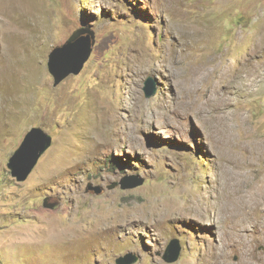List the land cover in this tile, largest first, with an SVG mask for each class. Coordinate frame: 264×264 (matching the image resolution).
I'll return each mask as SVG.
<instances>
[{
  "label": "rangeland",
  "instance_id": "rangeland-1",
  "mask_svg": "<svg viewBox=\"0 0 264 264\" xmlns=\"http://www.w3.org/2000/svg\"><path fill=\"white\" fill-rule=\"evenodd\" d=\"M79 29L91 57L55 86L49 55ZM33 128L53 143L17 182ZM262 205L264 0H0V264H203Z\"/></svg>",
  "mask_w": 264,
  "mask_h": 264
},
{
  "label": "water",
  "instance_id": "water-1",
  "mask_svg": "<svg viewBox=\"0 0 264 264\" xmlns=\"http://www.w3.org/2000/svg\"><path fill=\"white\" fill-rule=\"evenodd\" d=\"M87 32L84 29L77 30L64 44L51 51L48 58V69L54 78L55 86L61 84L71 75H79L91 57L93 46L91 37H83ZM89 33L92 37L94 36V33ZM148 82L151 86L147 87L146 95L147 98H151L156 95L157 90L151 78ZM52 143V137L42 128H33L26 133L20 146L9 159L7 167L11 176L17 182L26 181ZM143 183V180L134 183L123 180L121 187L123 190H131L143 185ZM96 193H101V189L97 188ZM49 207L53 208V205ZM181 250L180 241L173 239L168 246L166 261L175 263L180 257ZM137 261V257L129 254L120 257L117 264H135Z\"/></svg>",
  "mask_w": 264,
  "mask_h": 264
},
{
  "label": "bare ground",
  "instance_id": "bare-ground-1",
  "mask_svg": "<svg viewBox=\"0 0 264 264\" xmlns=\"http://www.w3.org/2000/svg\"><path fill=\"white\" fill-rule=\"evenodd\" d=\"M11 50H12V48L9 47V44H4L2 46V48H1V55L3 56V58L5 59V57L8 58V56H9V58H8V63L9 64H11V56L14 55V54L19 53L17 51V49L14 48V52L11 54ZM13 61L15 62V55L13 57ZM16 64H17V62L15 63V65ZM5 82H6V79H5ZM27 102H28V100H27ZM111 131L114 132V128L113 127L111 128ZM99 138L100 137L95 138L97 143H98ZM257 202H258L257 206L256 205L254 206L256 210H258L260 208L259 201H257ZM172 208H174V207H172ZM251 212H250V216L251 215L252 216L251 217L249 216L248 219H243L244 217L243 218H239V219L229 218V231H228V233L226 235L224 234L225 238L223 237V239H221V242L219 243V245L217 246V248L213 252L212 258L204 261L203 264H217L216 260L219 259L220 257H223L225 255V251H224L225 247H231V248L238 247V248H240L242 250V252L244 251L245 254L247 255V259L245 260L244 264H258L257 259H256L255 255H254V251H253L254 249H253L252 240H251L250 237H253V238L256 237L257 239L264 240V218H261L264 215L262 214L259 217H256ZM152 215L155 216V214H152ZM164 215H168L167 217L171 218V217H173L175 215V213H174V211H169V208H168L164 212ZM162 218H164V217H162ZM63 237H65V235H63ZM217 250H219V251L216 253ZM223 264H231V263L224 262Z\"/></svg>",
  "mask_w": 264,
  "mask_h": 264
}]
</instances>
